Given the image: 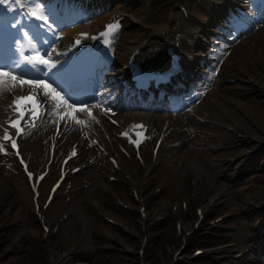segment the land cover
I'll return each mask as SVG.
<instances>
[{"label": "rangeland", "instance_id": "obj_1", "mask_svg": "<svg viewBox=\"0 0 264 264\" xmlns=\"http://www.w3.org/2000/svg\"><path fill=\"white\" fill-rule=\"evenodd\" d=\"M161 2L156 3L152 10L149 11V13L147 15H145V13H147V11H143V14L140 17V21L141 22H145L146 20H152L155 12L158 10L159 4ZM133 12H135V8H131ZM136 13H140L139 11H137ZM125 37V36H124ZM136 38V37H135ZM125 42H127V40H124ZM135 39L132 40L130 42V44L134 43ZM129 44V42H128ZM263 69V66H262ZM262 80L264 79V74L261 78ZM3 84V83H2ZM2 84H0V86H2ZM226 98H223L222 100H225ZM241 107L243 108V110L247 113V115L250 117V119H252L253 121H251L253 124L250 125L248 122H246L242 117H239L235 115L236 111H233L230 109V113L231 116L233 118L234 121H236V124L239 126V128H241L240 130L244 131V132H249L252 131V133H254V137H258L259 133L264 131V115H261V113L259 111H254L252 110V106L248 105V103L244 100L241 101ZM212 104V102L210 103ZM213 107V105H211ZM210 105H207L206 109H204L203 111H200L198 109V107L196 108V111L198 116H199V120L196 121H189V123L191 124V126L195 127V128H204L205 130L209 129L206 126L203 125V121L204 120H208L209 115H211L210 117H215V111L211 108ZM194 109V108H192ZM191 109V110H192ZM189 110V109H188ZM2 111H0L1 113ZM194 112V111H193ZM201 114H204V116H202ZM202 116V117H200ZM209 117V118H210ZM174 135H178L179 137H181L180 133H176ZM199 142V141H198ZM225 142H227V140H225ZM192 143L191 139H189L188 137L185 138H181L180 140V146L178 148V152H180L181 150H184L186 148L190 147V144ZM206 145V143H204L202 146ZM190 155L192 156V159H201V161L204 162V168H205V174H209L210 177H217L216 174H218L219 171L213 169L211 163H212V158L214 154H199L198 151L196 152H189ZM216 156V155H214ZM225 156H221L220 159L223 161ZM198 159V160H199ZM258 159H254L253 162H250L248 165V169L246 168V170L248 171L250 169L251 166H253L254 163L257 162ZM263 165H264V161H263ZM262 167V166H261ZM182 169V166L179 165L178 169ZM263 168V167H262ZM245 170V172L243 174L240 175L239 180L241 182H245L244 184H250L251 183V175H247V171ZM230 173H232V170H229ZM90 174H93V172H91ZM219 175V174H218ZM247 175V176H246ZM262 178V185H249V186H241L238 189H235L234 186H231L230 183L227 184V181H222L218 183V187H223L226 189L227 193H226V198L227 199V194L229 195L228 197V203H227V207L229 210V214L231 215L232 221L234 223H231V225H237V229L235 230L236 232H234L233 234L230 235V237L234 240V238H238L239 241H243L242 244L244 245L245 243L249 242V234L248 231L250 230V227L254 229V227H257L260 223V219L258 218L259 221H256L254 223H252V225L249 226V223L247 222L246 219H242V222H238V218L237 216L242 214V213H250V211L254 210L255 208H259L260 210H262L264 212V174L261 176ZM87 178V177H86ZM74 198L71 199V201ZM23 206V210L20 208V206H18V202L16 201V199H11V201H9L6 204V208L0 210V217L2 215H6L9 214L13 211L12 215H14L16 213V209L20 211V215L21 217L24 216V213L26 212L28 206L27 203L25 202V200H23L22 202ZM22 207V206H21ZM20 208V209H19ZM7 212V213H6ZM261 218V216H260ZM256 223V224H255ZM239 224V225H238ZM235 225V226H236ZM255 230V229H254ZM259 230H263V228L259 229ZM25 232V230L23 228H16V230L13 232L12 236L10 237L11 242H14V240L18 237L20 232ZM237 234V235H235ZM23 241V240H20ZM25 245V243H22L20 245V248L18 249L19 251H21V248ZM246 246H249V244H246ZM17 252V251H15ZM210 252V251H209ZM252 258H249L248 261L245 262V264H251V260ZM23 260V259H22ZM5 263L4 264H18V260L15 258H11L8 261V257L6 256L4 258Z\"/></svg>", "mask_w": 264, "mask_h": 264}, {"label": "snow or ice", "instance_id": "obj_2", "mask_svg": "<svg viewBox=\"0 0 264 264\" xmlns=\"http://www.w3.org/2000/svg\"><path fill=\"white\" fill-rule=\"evenodd\" d=\"M18 2V0H17ZM8 0H0V5L3 4H7ZM9 11H11V9H9ZM31 15L36 16V19H43L44 21V25L47 27H51L48 22H47V17L44 16H37L36 13H32ZM11 27H16L15 24L11 25ZM115 25L109 24L108 25V30L111 31L115 28ZM7 28L8 25H3V30L4 33H7ZM25 36H28V33H25ZM77 43H79V41H77ZM34 59L43 65L48 66L51 69H55L56 66L54 64H51L48 60H45L39 56L34 57ZM58 77L60 75V70H57L55 73ZM5 78H7L8 80H11L13 83L17 82L18 78L15 74H13V72L7 68V66H0V84L5 82ZM19 84L24 85V84H28L33 88H38V89H43L44 92V96L45 97H49L51 98V100L55 103V107L57 109L58 114L60 112H62L63 114L61 115V119L62 120H72L73 122L80 124L82 123L81 120L76 118V113L78 112H86L87 111V107H77L76 104L78 102L73 101L72 103H69L67 101V99H65L63 96H61L60 92L57 91L55 88L50 87L48 83H45L44 80L39 79V78H35V79H31V80H24V79H19ZM32 102V107H31V112L33 114V116L37 115V109H38V105L33 102V97L31 96H22L20 97L18 100L14 101V104L16 106V111L19 112L20 116L23 117L24 115V107L27 105V103ZM89 115H91V113H88ZM12 128L16 129V134L19 135L21 132V128L19 127V120H17L16 122L11 124ZM137 128H142V125H137ZM3 139L6 141H11V146L13 149L17 148V144L16 141L14 139H12L9 134L7 132H5L3 134ZM137 143H139V141H137ZM0 151H3V147L0 146ZM72 155H75V151H73Z\"/></svg>", "mask_w": 264, "mask_h": 264}, {"label": "trees", "instance_id": "obj_3", "mask_svg": "<svg viewBox=\"0 0 264 264\" xmlns=\"http://www.w3.org/2000/svg\"><path fill=\"white\" fill-rule=\"evenodd\" d=\"M35 246V244H33ZM28 258H30L29 264H33L35 262H40V260L37 258L36 253H31V255H28Z\"/></svg>", "mask_w": 264, "mask_h": 264}]
</instances>
